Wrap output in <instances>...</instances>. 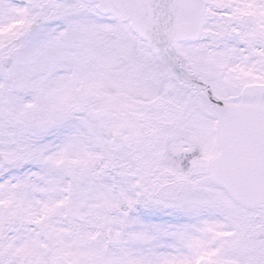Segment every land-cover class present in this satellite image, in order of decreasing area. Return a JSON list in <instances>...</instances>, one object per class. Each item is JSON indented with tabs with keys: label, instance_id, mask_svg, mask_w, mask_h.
Wrapping results in <instances>:
<instances>
[{
	"label": "snow or ice",
	"instance_id": "6c2138e0",
	"mask_svg": "<svg viewBox=\"0 0 264 264\" xmlns=\"http://www.w3.org/2000/svg\"><path fill=\"white\" fill-rule=\"evenodd\" d=\"M0 264H264V0H0Z\"/></svg>",
	"mask_w": 264,
	"mask_h": 264
}]
</instances>
